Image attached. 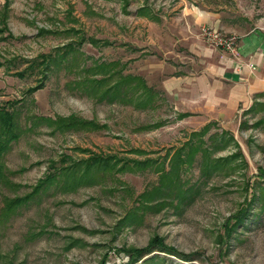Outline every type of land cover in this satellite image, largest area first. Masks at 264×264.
Returning <instances> with one entry per match:
<instances>
[{
  "label": "rangeland",
  "instance_id": "rangeland-1",
  "mask_svg": "<svg viewBox=\"0 0 264 264\" xmlns=\"http://www.w3.org/2000/svg\"><path fill=\"white\" fill-rule=\"evenodd\" d=\"M4 4L0 105L23 100L30 115H74L94 121L98 129L54 133L38 125L4 155L8 182H0V264H148L156 252L133 259L129 250L147 247L154 236L189 257L159 252L165 264H264V97L228 116H206L175 104L177 96L193 93L186 81L212 50L224 51L205 41L202 27L235 35L239 44L242 35L264 29V0ZM67 44L69 63L43 77L37 64L42 56L57 55ZM105 63H115L109 71H119L117 76L143 78L156 91L154 106L99 100L77 86L81 79L103 77L92 67ZM24 120L23 127H30L31 120ZM205 125L201 138L213 150L212 159H227L224 168L200 182L197 157L179 170L183 188L199 187L190 204L171 196L145 201L142 194L158 185L163 172L160 165L138 168L137 162L163 163L168 170L171 156ZM223 137L233 140L213 149ZM93 155L113 159L91 184L68 192L51 188L14 212H2L4 199L30 192L51 162L60 165L62 157L86 162ZM236 216L244 217L241 224Z\"/></svg>",
  "mask_w": 264,
  "mask_h": 264
},
{
  "label": "trees",
  "instance_id": "trees-1",
  "mask_svg": "<svg viewBox=\"0 0 264 264\" xmlns=\"http://www.w3.org/2000/svg\"><path fill=\"white\" fill-rule=\"evenodd\" d=\"M5 7L8 5V0H5ZM1 32V30H0ZM67 46V47H66ZM65 50L59 52V54H46L42 56V59L37 64L42 66V75L46 76V72L51 69H56L62 66L63 63H69V51L72 49L71 44H67ZM64 60L66 62H64ZM34 65V63L32 64ZM31 65V66H32ZM114 69L115 63H105L92 67V73L97 74L103 72V77L85 78L77 81V86L84 88L90 96L97 97L99 100H107L109 102H122V103H133L135 106L147 107L154 106L156 99V91L147 86L143 78L140 76L133 75H119V71H109V68ZM114 77L116 79H114ZM110 80L113 82H110ZM40 87V86H39ZM38 88V87H36ZM35 88V89H36ZM35 89H28L27 92L31 93ZM135 100V101H134ZM23 100L7 101L0 105V182L7 184V169L5 168L2 159L4 155L10 150L12 144L17 141L21 135L27 130L33 129L38 125H45L51 128L52 132L56 131H74L79 129H98L97 124L94 121L86 120L74 115L62 117L56 116L54 118L47 116L30 115L26 111V103H22ZM251 108V107H250ZM29 114V115H28ZM187 113H183L179 116H185ZM22 118L25 122L30 121V127L26 128L22 125ZM33 119V120H32ZM159 123H153L151 126L156 127ZM26 126V125H25ZM207 125L203 127V131L192 132L193 138H189L181 147L178 149L170 158L169 169L165 170L163 163L158 164L155 161H139L136 165L138 168H153V165H160V175L158 185H155L151 191L143 193V198L148 201L154 197L168 196L173 197L177 202H181L184 206L190 204L196 197L199 187L194 184H190L183 188L180 178V169L182 166L192 164L197 157H199V165L201 177L199 181L207 179L208 176H212L214 173L221 171L226 165L227 159L218 158L212 159L209 147L205 146V141L201 138L202 133L205 132ZM233 140L232 137L221 138V142H213V149L221 150L226 144ZM86 162L79 161H68L67 157H62L60 165L56 162H51L48 171L45 173L43 178L32 187V190L23 196H15L12 198H5L2 212L8 214L16 211L17 208L28 205L30 202L35 200L41 193L47 192L51 188L57 191H72L82 185H89L94 181V178L102 176L100 171L106 170L110 167L112 157H98L93 155ZM231 158L230 156L228 157ZM84 163V164H82ZM157 171V170H156ZM203 179V180H202ZM246 211V210H245ZM244 217H235L237 224L243 222ZM231 228V226H230ZM227 230V229H226ZM152 256H148V260H151L148 264H165L166 258L160 256L159 252L172 254L179 256L180 258H189L187 255H183L167 247L163 240L157 236L152 237L149 240V244L145 248L131 249L129 254L134 255L133 259L136 258L137 254L141 256L152 253ZM141 259V257L139 258Z\"/></svg>",
  "mask_w": 264,
  "mask_h": 264
},
{
  "label": "crops",
  "instance_id": "crops-1",
  "mask_svg": "<svg viewBox=\"0 0 264 264\" xmlns=\"http://www.w3.org/2000/svg\"><path fill=\"white\" fill-rule=\"evenodd\" d=\"M212 51V58L203 60L206 64L189 81L179 78L192 86L193 93L189 89L186 97L177 96V106L187 105L206 116H228L246 109L252 99L264 97L263 28L242 35L236 59L224 51Z\"/></svg>",
  "mask_w": 264,
  "mask_h": 264
},
{
  "label": "built area",
  "instance_id": "built-area-1",
  "mask_svg": "<svg viewBox=\"0 0 264 264\" xmlns=\"http://www.w3.org/2000/svg\"><path fill=\"white\" fill-rule=\"evenodd\" d=\"M201 34L205 41H207L209 44L220 48L227 53H233V56L238 58V43L237 37L235 35L224 34L219 30L210 28L209 26H203L201 29Z\"/></svg>",
  "mask_w": 264,
  "mask_h": 264
}]
</instances>
